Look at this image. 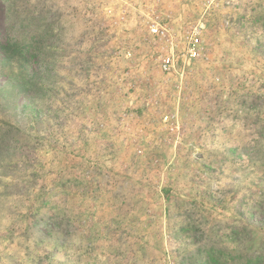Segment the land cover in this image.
I'll return each mask as SVG.
<instances>
[{
	"label": "rangeland",
	"instance_id": "1",
	"mask_svg": "<svg viewBox=\"0 0 264 264\" xmlns=\"http://www.w3.org/2000/svg\"><path fill=\"white\" fill-rule=\"evenodd\" d=\"M0 264H264V0H0Z\"/></svg>",
	"mask_w": 264,
	"mask_h": 264
},
{
	"label": "built area",
	"instance_id": "2",
	"mask_svg": "<svg viewBox=\"0 0 264 264\" xmlns=\"http://www.w3.org/2000/svg\"><path fill=\"white\" fill-rule=\"evenodd\" d=\"M151 33L159 38H164L167 35L166 29L161 27L159 24H153L151 26ZM200 32L198 30L194 31L187 48V56L189 59H195L201 55V39L199 38ZM163 69L166 72H170L174 68V59L172 57H167L163 60Z\"/></svg>",
	"mask_w": 264,
	"mask_h": 264
},
{
	"label": "trees",
	"instance_id": "3",
	"mask_svg": "<svg viewBox=\"0 0 264 264\" xmlns=\"http://www.w3.org/2000/svg\"><path fill=\"white\" fill-rule=\"evenodd\" d=\"M19 55H20V56H23V54L20 52V50H19Z\"/></svg>",
	"mask_w": 264,
	"mask_h": 264
}]
</instances>
